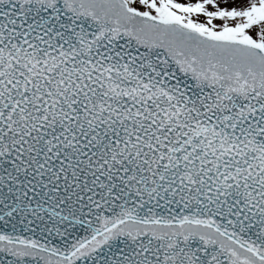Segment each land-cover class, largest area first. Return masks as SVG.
<instances>
[{"label":"snow or ice","instance_id":"obj_1","mask_svg":"<svg viewBox=\"0 0 264 264\" xmlns=\"http://www.w3.org/2000/svg\"><path fill=\"white\" fill-rule=\"evenodd\" d=\"M0 264H264V0H0Z\"/></svg>","mask_w":264,"mask_h":264}]
</instances>
